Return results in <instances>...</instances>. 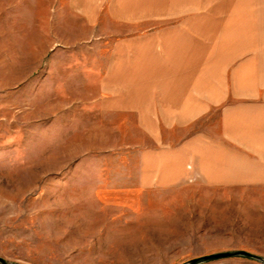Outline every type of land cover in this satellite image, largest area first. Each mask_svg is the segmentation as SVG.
I'll list each match as a JSON object with an SVG mask.
<instances>
[{"label": "rangeland", "instance_id": "rangeland-1", "mask_svg": "<svg viewBox=\"0 0 264 264\" xmlns=\"http://www.w3.org/2000/svg\"><path fill=\"white\" fill-rule=\"evenodd\" d=\"M115 2L0 0V257L14 264H186L236 251L264 258V183L140 181V155L151 142L135 118L102 111L101 78L124 36L182 22L125 23L124 14L148 7ZM224 8L239 20L217 27L252 35L230 74L261 69L264 78V0H216V14ZM221 113L188 135L218 134Z\"/></svg>", "mask_w": 264, "mask_h": 264}, {"label": "crops", "instance_id": "crops-1", "mask_svg": "<svg viewBox=\"0 0 264 264\" xmlns=\"http://www.w3.org/2000/svg\"><path fill=\"white\" fill-rule=\"evenodd\" d=\"M115 3L148 7L124 14L125 23L182 22L175 28L124 36L112 46L101 78L102 111L135 118L151 142L140 155V181L146 187L164 188L189 180L216 187L264 183L262 70H251L247 76L230 74L244 51L251 50L244 45L251 30L217 27L216 22L239 19L231 9H219L221 14H216V0ZM206 4L215 6L212 12L205 13ZM261 16L264 22V9ZM237 76L241 79H234ZM220 108L218 134L213 128L188 135L196 123L210 117L215 120Z\"/></svg>", "mask_w": 264, "mask_h": 264}, {"label": "water", "instance_id": "water-1", "mask_svg": "<svg viewBox=\"0 0 264 264\" xmlns=\"http://www.w3.org/2000/svg\"><path fill=\"white\" fill-rule=\"evenodd\" d=\"M232 258H245V259L254 260V261L264 264V258L258 255H254L252 253H248L246 251L226 252V253H219V254L204 256V257L191 260L186 264H208V263H212L215 261L224 260V259H232ZM0 264H14V263H9L8 261L0 257Z\"/></svg>", "mask_w": 264, "mask_h": 264}]
</instances>
